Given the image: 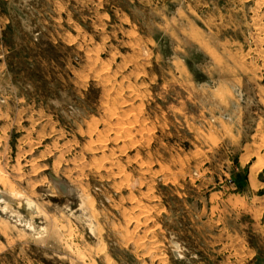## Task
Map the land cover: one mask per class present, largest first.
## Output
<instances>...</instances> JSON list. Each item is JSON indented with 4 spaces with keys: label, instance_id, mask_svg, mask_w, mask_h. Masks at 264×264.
I'll use <instances>...</instances> for the list:
<instances>
[{
    "label": "rangeland",
    "instance_id": "374dc122",
    "mask_svg": "<svg viewBox=\"0 0 264 264\" xmlns=\"http://www.w3.org/2000/svg\"><path fill=\"white\" fill-rule=\"evenodd\" d=\"M0 16V264H264V0Z\"/></svg>",
    "mask_w": 264,
    "mask_h": 264
},
{
    "label": "bare ground",
    "instance_id": "6f19581e",
    "mask_svg": "<svg viewBox=\"0 0 264 264\" xmlns=\"http://www.w3.org/2000/svg\"><path fill=\"white\" fill-rule=\"evenodd\" d=\"M1 180V179H0ZM61 191H68L67 187V183L65 184V182H56L54 183ZM58 184V185H57ZM48 191V189H47ZM0 201L3 202H11V203H21L23 202V206L25 207L26 210L28 209H32L30 212H33L34 208H36V204L34 205L35 202L32 201V199L29 198H23L21 195L16 194L15 192H13V190L11 189H7L4 188L2 186H0ZM34 207V208H33ZM36 211V210H35ZM25 220V222H28V215L23 216V218L21 220Z\"/></svg>",
    "mask_w": 264,
    "mask_h": 264
},
{
    "label": "crops",
    "instance_id": "0c3cea01",
    "mask_svg": "<svg viewBox=\"0 0 264 264\" xmlns=\"http://www.w3.org/2000/svg\"><path fill=\"white\" fill-rule=\"evenodd\" d=\"M4 1H7V0H4ZM3 16H0V30L3 28Z\"/></svg>",
    "mask_w": 264,
    "mask_h": 264
},
{
    "label": "water",
    "instance_id": "95a60500",
    "mask_svg": "<svg viewBox=\"0 0 264 264\" xmlns=\"http://www.w3.org/2000/svg\"><path fill=\"white\" fill-rule=\"evenodd\" d=\"M58 183H60L59 181H57Z\"/></svg>",
    "mask_w": 264,
    "mask_h": 264
}]
</instances>
